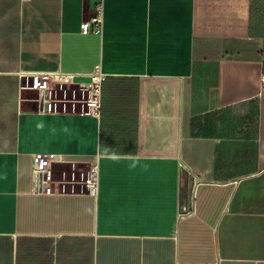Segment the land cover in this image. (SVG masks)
Listing matches in <instances>:
<instances>
[{"label": "crops", "instance_id": "crops-1", "mask_svg": "<svg viewBox=\"0 0 264 264\" xmlns=\"http://www.w3.org/2000/svg\"><path fill=\"white\" fill-rule=\"evenodd\" d=\"M97 1L0 0V264H264V0H101L83 32ZM40 71L73 75L55 111ZM34 154L63 159L51 192ZM91 162L96 197L60 190Z\"/></svg>", "mask_w": 264, "mask_h": 264}, {"label": "built area", "instance_id": "built-area-1", "mask_svg": "<svg viewBox=\"0 0 264 264\" xmlns=\"http://www.w3.org/2000/svg\"><path fill=\"white\" fill-rule=\"evenodd\" d=\"M96 16L92 19L93 23L83 25V32L93 31L95 33L101 32V16H102V2L98 0L95 4ZM100 71L96 70L90 76V81L84 86L87 91L86 102L92 109L98 108V98L100 94ZM30 81V88L35 91V100L38 108L43 112L55 111V98L53 94L56 87H63L68 89L75 84L72 74H67L62 71H40L27 74ZM264 81V75H263ZM63 159L57 154H34L32 161V173L36 191L51 192L50 184L52 182V164L61 163ZM60 185V190L74 192L75 190L84 191L93 197H96L99 192V167L97 162H91L83 169H72L67 172H61V179L57 181ZM78 185V186H77Z\"/></svg>", "mask_w": 264, "mask_h": 264}, {"label": "rangeland", "instance_id": "rangeland-1", "mask_svg": "<svg viewBox=\"0 0 264 264\" xmlns=\"http://www.w3.org/2000/svg\"><path fill=\"white\" fill-rule=\"evenodd\" d=\"M215 6H217V8H220L219 9L220 10L219 11L220 13H217V11H215V9H214L213 10L214 15L212 14L213 17H214V19L217 20L218 25H220V26L223 27V26H225V24H228V26L231 29H234L235 26H237V30L238 31H241L242 33H247V32L251 33L252 32L251 15H250L251 14V8H250L251 6L248 5L247 7H244V9L241 6L238 9V15L239 16H236L235 11H226V12H223V10L225 8V7H222L223 6V3H220L219 2V5L215 4ZM246 9H247V14L243 15L242 12H245ZM216 15L219 16V17H217ZM213 17H212V19H213ZM242 17H243V23H244V25L237 24V23L235 24V21H237V20L241 21L242 20ZM244 17H246L247 20L244 19ZM201 18H203V20H201ZM207 20H208V18L200 17V15H199V20L198 21L200 23L201 29H197V33L198 34H202V33H205L206 32V28L204 27V25L206 24ZM230 23H232V24H230ZM234 30H236V29H234ZM225 31L227 32L228 30L225 28ZM30 84H31V81H30ZM56 89H57L59 98H62L63 99L66 96V99H69L72 96V94L70 92H68V91H67V94L66 93L63 94V92H64L63 91V87L61 88V87H59V85L56 87ZM85 96H86V98L88 97L86 90H85Z\"/></svg>", "mask_w": 264, "mask_h": 264}, {"label": "trees", "instance_id": "trees-1", "mask_svg": "<svg viewBox=\"0 0 264 264\" xmlns=\"http://www.w3.org/2000/svg\"><path fill=\"white\" fill-rule=\"evenodd\" d=\"M252 4V3H251ZM251 6V5H250ZM251 8V7H250Z\"/></svg>", "mask_w": 264, "mask_h": 264}]
</instances>
